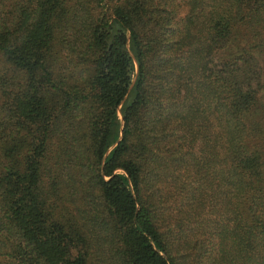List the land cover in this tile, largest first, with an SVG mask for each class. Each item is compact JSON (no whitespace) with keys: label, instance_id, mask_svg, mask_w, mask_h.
Returning <instances> with one entry per match:
<instances>
[{"label":"trees","instance_id":"16d2710c","mask_svg":"<svg viewBox=\"0 0 264 264\" xmlns=\"http://www.w3.org/2000/svg\"><path fill=\"white\" fill-rule=\"evenodd\" d=\"M0 264H264V0H0Z\"/></svg>","mask_w":264,"mask_h":264}]
</instances>
